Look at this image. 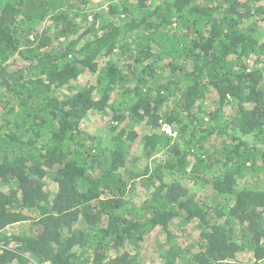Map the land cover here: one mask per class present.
I'll return each mask as SVG.
<instances>
[{"label": "trees", "instance_id": "obj_1", "mask_svg": "<svg viewBox=\"0 0 264 264\" xmlns=\"http://www.w3.org/2000/svg\"><path fill=\"white\" fill-rule=\"evenodd\" d=\"M0 264H264V0H0Z\"/></svg>", "mask_w": 264, "mask_h": 264}, {"label": "rangeland", "instance_id": "obj_2", "mask_svg": "<svg viewBox=\"0 0 264 264\" xmlns=\"http://www.w3.org/2000/svg\"><path fill=\"white\" fill-rule=\"evenodd\" d=\"M107 123H108V121L100 115L90 116L88 119L89 126H87V127H90V129H92L94 132H96V131L99 132L102 130L101 132L105 133V131L108 128ZM136 145H137L136 147L138 150L140 145L138 144V142Z\"/></svg>", "mask_w": 264, "mask_h": 264}, {"label": "built area", "instance_id": "obj_3", "mask_svg": "<svg viewBox=\"0 0 264 264\" xmlns=\"http://www.w3.org/2000/svg\"><path fill=\"white\" fill-rule=\"evenodd\" d=\"M166 129H167V131H169V132H170V128L166 127Z\"/></svg>", "mask_w": 264, "mask_h": 264}]
</instances>
